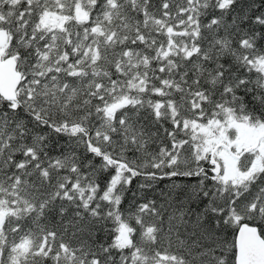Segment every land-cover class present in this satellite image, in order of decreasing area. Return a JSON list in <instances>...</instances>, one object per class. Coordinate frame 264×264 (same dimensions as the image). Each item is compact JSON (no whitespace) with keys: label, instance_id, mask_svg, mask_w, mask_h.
<instances>
[{"label":"snow or ice","instance_id":"snow-or-ice-1","mask_svg":"<svg viewBox=\"0 0 264 264\" xmlns=\"http://www.w3.org/2000/svg\"><path fill=\"white\" fill-rule=\"evenodd\" d=\"M0 264H264V0H0Z\"/></svg>","mask_w":264,"mask_h":264},{"label":"trees","instance_id":"trees-1","mask_svg":"<svg viewBox=\"0 0 264 264\" xmlns=\"http://www.w3.org/2000/svg\"><path fill=\"white\" fill-rule=\"evenodd\" d=\"M167 183H168L167 181L162 182L160 185H158V187L154 191L147 192L146 196L148 198H155L159 202L161 200V192H164V193L168 192V188L166 187ZM134 184H135V181H134Z\"/></svg>","mask_w":264,"mask_h":264}]
</instances>
